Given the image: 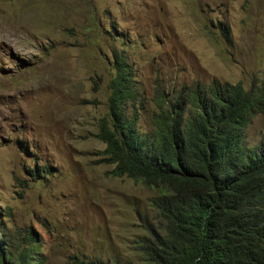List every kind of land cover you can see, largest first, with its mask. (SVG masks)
<instances>
[{
    "label": "rangeland",
    "instance_id": "rangeland-1",
    "mask_svg": "<svg viewBox=\"0 0 264 264\" xmlns=\"http://www.w3.org/2000/svg\"><path fill=\"white\" fill-rule=\"evenodd\" d=\"M115 55L151 134L159 90L264 79V0H0V228L41 264H148L137 243L161 228L160 193L100 163ZM263 134L259 116L248 143Z\"/></svg>",
    "mask_w": 264,
    "mask_h": 264
},
{
    "label": "trees",
    "instance_id": "trees-1",
    "mask_svg": "<svg viewBox=\"0 0 264 264\" xmlns=\"http://www.w3.org/2000/svg\"><path fill=\"white\" fill-rule=\"evenodd\" d=\"M115 60L110 117L96 135L106 144L100 163L160 193L152 206L161 228L138 251L148 264H264V134L256 146L247 141L253 120L264 116V79L249 89L214 81L169 96L159 90L153 132L141 135L137 115H127L138 97L130 68ZM38 250L32 234L14 247L0 228V264H41Z\"/></svg>",
    "mask_w": 264,
    "mask_h": 264
}]
</instances>
